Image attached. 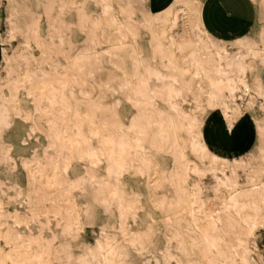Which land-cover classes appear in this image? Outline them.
<instances>
[{"label":"snow or ice","instance_id":"1","mask_svg":"<svg viewBox=\"0 0 264 264\" xmlns=\"http://www.w3.org/2000/svg\"><path fill=\"white\" fill-rule=\"evenodd\" d=\"M171 5L0 10V137L13 129L18 156L0 147V165L17 177L0 197V264H50L53 247L60 264H264V252L249 259L264 240V162L260 181L246 149L223 171L209 163L250 119L264 161V30L218 39L200 0L182 18ZM132 176L142 188L129 192ZM117 211L110 232L105 219Z\"/></svg>","mask_w":264,"mask_h":264},{"label":"rangeland","instance_id":"2","mask_svg":"<svg viewBox=\"0 0 264 264\" xmlns=\"http://www.w3.org/2000/svg\"><path fill=\"white\" fill-rule=\"evenodd\" d=\"M48 0H46L47 2ZM204 4V19L207 21L206 27L211 26L214 30H216L219 35L217 38H222L224 39L225 36L227 37H235L237 34H243V35H254L258 36L259 32L261 31V27L264 25V18H262L261 15V3L259 2L256 5L257 9V19L256 21L251 24V25H235L232 24L228 21H225V19H222L220 15H218L214 9L211 7L210 0H200ZM40 0H17L18 3V12L21 16V18L24 17L25 12L28 10V8H32L33 11L36 9L33 7L36 3H39ZM153 5L157 8H159L160 5L165 4L166 0H152ZM6 1L5 0H0V10L5 11ZM41 11H43L41 9ZM58 9H54L52 11V16L55 18L56 13ZM67 15V12L65 13ZM261 18V19H260ZM227 22V26H230L233 28V30H227L225 31L224 24ZM44 24L45 26L48 25L47 22V17L45 15L44 17ZM45 36H48V32H44ZM141 45L143 44V41H138ZM106 46V44H104ZM236 52V50H234ZM256 123V124H255ZM240 135L245 136L247 144L250 145V149L246 153H241V155H245L247 153H254V158L252 160V165L253 168L255 169L254 171L250 169V172L254 179L261 180V175L259 171V165L264 162L261 160V153H260V136H259V127H258V122L255 119H250L248 122H245L243 124V127L240 130ZM14 141V131L13 129H5L3 136L0 137V147H2L4 144H10L13 152L10 153V155L13 156V159H17L18 156L16 155L17 153V145ZM33 143H35L33 141ZM23 147V146H21ZM221 156L220 160L222 162L221 165L218 167L221 171H223L225 168H228V161L229 160H234L236 159V154H230L227 152H224L221 150ZM31 156L30 152L25 153L24 158L29 159ZM225 158V159H224ZM235 158V159H234ZM232 160V161H233ZM37 163H40V161H37ZM223 165V166H222ZM10 176V177H9ZM17 177L15 176L14 173L8 172L2 165H0V197L4 195L5 192L12 193V189L15 186V181ZM140 179L138 177L132 176L129 177V186H128V191L131 192L134 190V187L137 189L142 188L141 185L137 184L136 181ZM248 180H244L243 183H248ZM46 183V181H45ZM42 197L47 196L50 199H59V192L56 189H44L41 192ZM6 210L8 211H15L17 210V206L15 202H12L11 205L6 203ZM54 223V221H53ZM105 223L108 225V230L111 232L113 231L114 228H119V219L117 217V212H115L112 215H109L105 219ZM60 231L59 229H54V231ZM48 233L45 232V236L47 237ZM264 252V240L260 239L259 237L257 238L255 244L252 247V253H251V260H254L258 262L261 258V253Z\"/></svg>","mask_w":264,"mask_h":264},{"label":"crops","instance_id":"3","mask_svg":"<svg viewBox=\"0 0 264 264\" xmlns=\"http://www.w3.org/2000/svg\"><path fill=\"white\" fill-rule=\"evenodd\" d=\"M211 7L214 11L228 21L235 25H251L258 16L256 5L251 0H210ZM233 30L232 27L227 26L225 31ZM241 133V132H240ZM239 135L226 149H221L224 152L230 154H236L239 149H250V145L247 144L246 138L243 135Z\"/></svg>","mask_w":264,"mask_h":264},{"label":"bare ground","instance_id":"4","mask_svg":"<svg viewBox=\"0 0 264 264\" xmlns=\"http://www.w3.org/2000/svg\"><path fill=\"white\" fill-rule=\"evenodd\" d=\"M6 1V4H9V3H11V4H15V5H17V10H18V3H17V0H5ZM254 4H258L259 2L261 3V0H251ZM47 2H50V3H53V4H58V3H60V2H62V0H48ZM114 2L115 3H117V4H120L121 2H124V3H127L128 2V0H114ZM189 2V0H172V7H174L175 9H176V11H177V13L179 14V17H183L184 15H185V12H184V9H183V5L184 4H186V3H188ZM54 9H49L48 10V14L46 15V17H47V22L49 23V17H51L52 19H51V23H52V25H53V30H54V27H55V23H56V21H55V18H53V16H52V11H53ZM5 11H7V9L5 10ZM200 15H201V19H202V21H205V19H204V4H203V2L202 1H200ZM178 19V16L176 15V14H173L172 15V17H171V20L172 21H176ZM261 19V18H260ZM161 29L163 30L165 27H168V22H167V20L166 21H164V22H162L161 23ZM204 27H206V24H204ZM170 31L172 30V29H169ZM262 30H264V25L261 27V31ZM260 33V32H259ZM244 37H247L248 35H243ZM234 39L235 38H239L238 36H235V37H233ZM52 37H49V42L51 43L52 42ZM111 39L112 40H115V37L114 36H112L111 37ZM218 39H222V38H218ZM109 40H110V37H109V35L108 34H106V33H101V39H100V41H99V44L100 45H104V44H106V46L107 45H109ZM236 52L237 53H239V50L237 49L236 50ZM230 54H231V52H230ZM256 124V123H255ZM258 127H259V125H258ZM225 159V158H224ZM235 159V158H234ZM233 160V159H232ZM234 161V160H233ZM220 162H222L221 160H220V158H219V160L217 161V162H209V163H211L212 164V166L213 167H219L220 165H221V163ZM223 166V165H222ZM16 176V175H15ZM10 177V176H9ZM257 181H260V180H257ZM110 215H112V214H110ZM117 217H118V219H119V212L117 211ZM119 223H120V221H119ZM57 231V230H56ZM251 253H252V249H251V251L249 252V259L251 260ZM44 258V260L45 261H48V262H50V264H60V262H61V257L57 254V250H56V248L55 247H53L48 253H46L45 254V256L43 257Z\"/></svg>","mask_w":264,"mask_h":264}]
</instances>
